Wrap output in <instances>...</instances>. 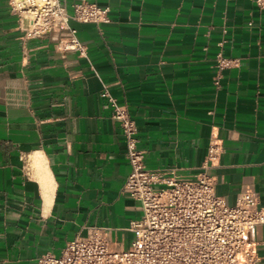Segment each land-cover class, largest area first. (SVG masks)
Instances as JSON below:
<instances>
[{
    "label": "crops",
    "instance_id": "0c3cea01",
    "mask_svg": "<svg viewBox=\"0 0 264 264\" xmlns=\"http://www.w3.org/2000/svg\"><path fill=\"white\" fill-rule=\"evenodd\" d=\"M83 0H60L69 15ZM109 23L70 21L85 55L55 35L28 39L0 0V264H36L76 236L107 228L126 247L138 204L104 92L135 123L145 166L204 167L232 206L243 186L264 207V8L255 0H84ZM235 62L213 84L216 55ZM220 153L207 163L210 142ZM34 161L47 170L45 201ZM264 264V226L256 230Z\"/></svg>",
    "mask_w": 264,
    "mask_h": 264
},
{
    "label": "built area",
    "instance_id": "2783aa9c",
    "mask_svg": "<svg viewBox=\"0 0 264 264\" xmlns=\"http://www.w3.org/2000/svg\"><path fill=\"white\" fill-rule=\"evenodd\" d=\"M264 8V0H255ZM13 12L28 39L55 35L62 52L85 55L68 23H109V8L81 1L69 15L60 0H13ZM235 62L216 55L213 84L219 86L223 72ZM112 119L121 129L130 167L123 191L139 207L140 218L128 231L131 242L124 247L110 238L107 228H91L86 236L68 241L58 255L47 253L36 264H258L256 230L264 226V207L258 196L243 186L236 203L229 206L216 193V181L207 167L186 176L175 171H151L145 166L137 131L127 108L104 92ZM220 147L211 141L207 163L217 158Z\"/></svg>",
    "mask_w": 264,
    "mask_h": 264
},
{
    "label": "bare ground",
    "instance_id": "6f19581e",
    "mask_svg": "<svg viewBox=\"0 0 264 264\" xmlns=\"http://www.w3.org/2000/svg\"><path fill=\"white\" fill-rule=\"evenodd\" d=\"M23 1V0H18ZM33 166L35 167L38 175V179L41 184L42 195L45 201H48L50 195V182L47 170L43 167V164L39 161H34Z\"/></svg>",
    "mask_w": 264,
    "mask_h": 264
}]
</instances>
